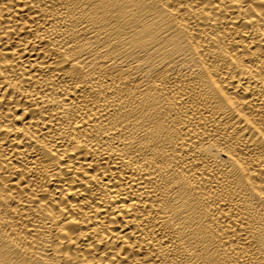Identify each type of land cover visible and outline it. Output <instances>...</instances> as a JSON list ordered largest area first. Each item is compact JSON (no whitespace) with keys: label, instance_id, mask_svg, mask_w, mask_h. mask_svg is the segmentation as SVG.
<instances>
[{"label":"bare ground","instance_id":"6f19581e","mask_svg":"<svg viewBox=\"0 0 264 264\" xmlns=\"http://www.w3.org/2000/svg\"><path fill=\"white\" fill-rule=\"evenodd\" d=\"M0 264H264V0H0Z\"/></svg>","mask_w":264,"mask_h":264}]
</instances>
